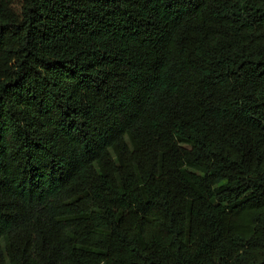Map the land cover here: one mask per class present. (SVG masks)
Wrapping results in <instances>:
<instances>
[{"label": "trees", "instance_id": "16d2710c", "mask_svg": "<svg viewBox=\"0 0 264 264\" xmlns=\"http://www.w3.org/2000/svg\"><path fill=\"white\" fill-rule=\"evenodd\" d=\"M0 264H264V0H0Z\"/></svg>", "mask_w": 264, "mask_h": 264}]
</instances>
